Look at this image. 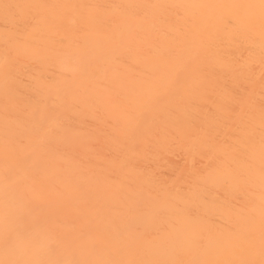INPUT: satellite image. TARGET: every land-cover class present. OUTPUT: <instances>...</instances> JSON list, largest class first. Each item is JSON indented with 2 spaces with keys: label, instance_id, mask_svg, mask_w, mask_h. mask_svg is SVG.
Instances as JSON below:
<instances>
[{
  "label": "bare ground",
  "instance_id": "1",
  "mask_svg": "<svg viewBox=\"0 0 264 264\" xmlns=\"http://www.w3.org/2000/svg\"><path fill=\"white\" fill-rule=\"evenodd\" d=\"M0 264H264V0H0Z\"/></svg>",
  "mask_w": 264,
  "mask_h": 264
}]
</instances>
